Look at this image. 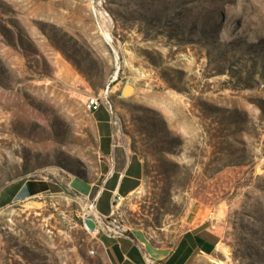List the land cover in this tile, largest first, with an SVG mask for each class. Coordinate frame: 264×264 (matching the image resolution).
<instances>
[{
  "label": "rangeland",
  "instance_id": "1",
  "mask_svg": "<svg viewBox=\"0 0 264 264\" xmlns=\"http://www.w3.org/2000/svg\"><path fill=\"white\" fill-rule=\"evenodd\" d=\"M90 96L145 165L117 225L171 243L200 210L224 251L192 264H264V0H0V264H115L72 186Z\"/></svg>",
  "mask_w": 264,
  "mask_h": 264
},
{
  "label": "crops",
  "instance_id": "2",
  "mask_svg": "<svg viewBox=\"0 0 264 264\" xmlns=\"http://www.w3.org/2000/svg\"><path fill=\"white\" fill-rule=\"evenodd\" d=\"M95 116L100 130L99 173L95 178L84 179L83 187H76L78 178H74L72 186L91 202L95 212L110 217L116 195L126 198L138 191L145 165L138 154L115 142L107 110L100 108ZM15 197L12 190L0 191V209L7 207ZM207 221L197 210L171 243L155 239L141 227L125 228L124 233L114 236L103 224H98V230L88 232L101 242L115 264H192L196 259L211 256L220 245V233L207 225ZM116 222L110 218L108 224L117 227Z\"/></svg>",
  "mask_w": 264,
  "mask_h": 264
},
{
  "label": "built area",
  "instance_id": "3",
  "mask_svg": "<svg viewBox=\"0 0 264 264\" xmlns=\"http://www.w3.org/2000/svg\"><path fill=\"white\" fill-rule=\"evenodd\" d=\"M87 103L89 104V110L93 111V113L98 111L101 108V105H102V101L100 100V98L98 96H90V97H88ZM123 200H124V198L122 196L116 195V197H115L116 203H115L112 215L110 217H106V216H104V215H102L100 213L92 211V212H87L84 215L83 221H84L85 218L91 217L97 222V224H103L107 228L108 232L110 234L114 235V236H118V235L124 233L126 231V229L124 227H122L120 225L115 227V226H113L111 224H108V221L110 220V218L117 213L119 205L121 204V202ZM96 230H98V228ZM91 253L93 254L94 250H92Z\"/></svg>",
  "mask_w": 264,
  "mask_h": 264
},
{
  "label": "water",
  "instance_id": "4",
  "mask_svg": "<svg viewBox=\"0 0 264 264\" xmlns=\"http://www.w3.org/2000/svg\"><path fill=\"white\" fill-rule=\"evenodd\" d=\"M135 88L136 87L132 83H128L124 88L123 95L125 97L131 95L134 92ZM83 222L90 232H94L98 228L97 222L91 217L85 218Z\"/></svg>",
  "mask_w": 264,
  "mask_h": 264
},
{
  "label": "bare ground",
  "instance_id": "5",
  "mask_svg": "<svg viewBox=\"0 0 264 264\" xmlns=\"http://www.w3.org/2000/svg\"><path fill=\"white\" fill-rule=\"evenodd\" d=\"M219 253H222L224 251V246L222 243H220L219 247H218V250H217ZM216 262L218 263H223L222 261H218L216 260Z\"/></svg>",
  "mask_w": 264,
  "mask_h": 264
},
{
  "label": "trees",
  "instance_id": "6",
  "mask_svg": "<svg viewBox=\"0 0 264 264\" xmlns=\"http://www.w3.org/2000/svg\"><path fill=\"white\" fill-rule=\"evenodd\" d=\"M105 82H104V80L103 81H101V84L103 85V86H105V84H104ZM83 179V178H82Z\"/></svg>",
  "mask_w": 264,
  "mask_h": 264
}]
</instances>
